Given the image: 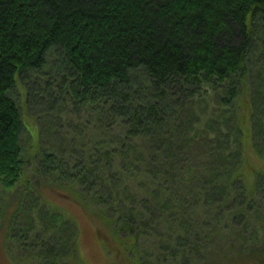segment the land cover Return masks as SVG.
I'll return each mask as SVG.
<instances>
[{"label":"trees","instance_id":"obj_1","mask_svg":"<svg viewBox=\"0 0 264 264\" xmlns=\"http://www.w3.org/2000/svg\"><path fill=\"white\" fill-rule=\"evenodd\" d=\"M17 86L38 124L34 182L96 210L124 264H198L264 229V170L248 189L241 127L247 112L264 161V0H0V221L29 185ZM37 200H17L8 254L79 264Z\"/></svg>","mask_w":264,"mask_h":264},{"label":"rangeland","instance_id":"obj_2","mask_svg":"<svg viewBox=\"0 0 264 264\" xmlns=\"http://www.w3.org/2000/svg\"><path fill=\"white\" fill-rule=\"evenodd\" d=\"M11 93L16 99L22 112L24 126H22L21 145L22 154L26 157L25 174L28 176L27 181L29 182V185H19V191L14 190L12 193H7L10 204L6 205V212L3 216L4 219L0 221V264H21L16 260L19 255V252L16 249L11 254L13 259L5 249V235L6 230L8 229L7 224L10 221L11 214L15 212L17 200L20 198L23 199V205L25 204L26 206H30L32 204L31 201L39 198L36 203L38 204L36 205L38 208L33 209L35 211L34 214H38L37 210L41 208V206H45V209L49 208L56 211V217L61 222L60 224L58 221L59 223H56V225L61 226L62 229L66 231L65 236H71V238L74 239L75 249L73 252V258L75 262H78L79 264H124L125 261L123 260V255L120 253L121 246L118 249V243L113 241L112 234L105 229L102 219L99 217L96 210L92 207H87L80 201L78 202L77 197L69 192L57 190L56 188L52 189L43 181H40V183L34 182L37 178L31 176L33 173V161L31 160L30 155L33 150L30 144L37 139L38 124L36 119L26 112L27 107L24 101L23 88L17 86V92L13 89ZM246 116L247 112H243L241 116V127L246 136L244 139L246 167H244L243 172L247 178L245 186L250 189L254 182L253 170L259 169L263 172L264 161L259 160L258 157L248 149L249 138L247 137V130H251V127L249 128V125H247ZM234 228L238 229V226ZM263 232L264 229L259 231L258 235H256L257 239H254L255 241L250 238L249 233L246 234L247 232H244V235L246 234L247 242L243 246L238 239L232 240V238H230L227 246L225 245L226 242L222 241L221 243L217 241L212 247L214 248L216 254L204 256L202 260L198 261V264H213L217 262L219 264H224L225 262H219L222 260L220 254L218 253H225V255L233 258V254L235 251H238L239 247H241L242 251L253 247L261 248L263 249V259L258 260V258L255 257L258 252L253 254L249 253L247 256V251H245L242 252V255L247 257H244L243 260L236 259V261L232 262V264H264ZM225 241H227V239ZM219 248L220 250L218 251ZM64 261L70 262V259L67 257L64 258ZM184 263L185 261H183V264Z\"/></svg>","mask_w":264,"mask_h":264}]
</instances>
